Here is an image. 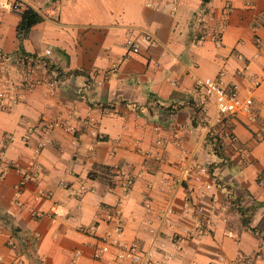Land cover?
Returning a JSON list of instances; mask_svg holds the SVG:
<instances>
[{"label":"crops","instance_id":"1","mask_svg":"<svg viewBox=\"0 0 264 264\" xmlns=\"http://www.w3.org/2000/svg\"><path fill=\"white\" fill-rule=\"evenodd\" d=\"M8 2L42 17L21 48ZM195 77L250 98L255 121L220 118ZM3 89L0 264H126L93 257L115 210L119 243L155 263L264 264V0H0Z\"/></svg>","mask_w":264,"mask_h":264},{"label":"built area","instance_id":"2","mask_svg":"<svg viewBox=\"0 0 264 264\" xmlns=\"http://www.w3.org/2000/svg\"><path fill=\"white\" fill-rule=\"evenodd\" d=\"M3 8L6 10H15L17 9L16 2H8L6 3ZM142 40L145 41L148 45L153 44V39L151 34L143 32L142 33ZM126 51L129 55H136L139 53L138 44L137 42L129 38L126 41ZM46 55L49 54V50L46 51ZM115 69V67H114ZM33 79V72L27 71L24 73L23 79L21 81L20 87L24 89H29V85L32 83ZM43 84L48 89H53L54 82L53 81H45ZM194 86L195 88L200 91L208 100H210L217 112V115L220 118H228L231 116H241L246 118L250 122L255 121V114L252 111V100L250 98L241 99L237 97L234 93H227L223 87H221L220 83L216 80L209 79V78H194ZM0 100H8L10 104H15L16 99L10 97L8 95V90L3 89L0 91ZM264 106V101H263ZM88 120H85L84 123H87ZM261 136L264 140V126L261 128ZM1 159V154H0ZM202 171H204L202 169ZM117 171L114 170V175ZM22 179V182H29L32 180V174L30 172L20 170L19 171ZM197 181L199 180V175L195 178ZM180 184L179 179H170L165 180L163 182V191L166 195V207L159 212L155 219L160 225L167 224L169 221V217L172 214L171 209V202L173 195L175 194V189ZM259 184L264 186V179L259 180ZM125 191L127 188L124 189ZM19 194H16V205L19 210H28L29 215L32 218L39 217L37 211L28 208L27 204L18 200ZM38 196L36 197V199ZM107 221L112 224L110 233H106L100 240L98 248L94 251L93 257L95 260H100L105 254H107L112 247L117 249L116 257L120 261H126V264H158L155 263L153 260L152 254L149 251H137L134 245L131 246H122L119 241L123 234V226L121 224V219L118 211L110 212L107 218ZM188 233L183 231L182 233H175L173 235V241L179 243L187 238ZM19 264V263H15ZM160 264H164L161 262Z\"/></svg>","mask_w":264,"mask_h":264},{"label":"trees","instance_id":"3","mask_svg":"<svg viewBox=\"0 0 264 264\" xmlns=\"http://www.w3.org/2000/svg\"><path fill=\"white\" fill-rule=\"evenodd\" d=\"M17 10H19L20 13V20L16 26V38L19 42V48H21V44L23 40L27 37L30 29L39 22H41L42 17L33 8L27 5H22L18 2ZM12 232L13 234H16L17 230L12 228Z\"/></svg>","mask_w":264,"mask_h":264}]
</instances>
